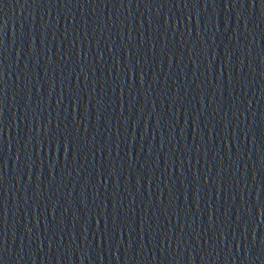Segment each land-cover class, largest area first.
<instances>
[{
  "label": "water",
  "instance_id": "1",
  "mask_svg": "<svg viewBox=\"0 0 264 264\" xmlns=\"http://www.w3.org/2000/svg\"><path fill=\"white\" fill-rule=\"evenodd\" d=\"M0 264H264V0H0Z\"/></svg>",
  "mask_w": 264,
  "mask_h": 264
}]
</instances>
